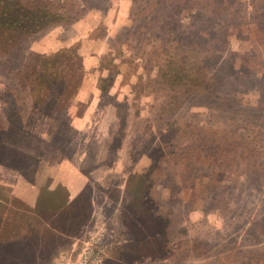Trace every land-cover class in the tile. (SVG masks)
I'll return each mask as SVG.
<instances>
[{"label":"rangeland","instance_id":"obj_1","mask_svg":"<svg viewBox=\"0 0 264 264\" xmlns=\"http://www.w3.org/2000/svg\"><path fill=\"white\" fill-rule=\"evenodd\" d=\"M42 1L0 0V264H264V0Z\"/></svg>","mask_w":264,"mask_h":264},{"label":"trees","instance_id":"obj_2","mask_svg":"<svg viewBox=\"0 0 264 264\" xmlns=\"http://www.w3.org/2000/svg\"><path fill=\"white\" fill-rule=\"evenodd\" d=\"M2 1V0H1ZM8 2L13 1L16 4L18 3H22V5H26V7L31 8L33 10H38L40 12L45 13L46 15L48 14V16H50V19L55 20L54 18H52L53 16H58V20H62L65 19L67 17V8L66 6L63 5H59L57 3H53L50 1H42V0H6ZM11 24V23H10ZM147 32H142V34H146ZM168 48L171 51L169 52V54L166 56V64H167V68L170 69H175L178 68L182 69L184 71H186L187 73L193 71L191 69V66L193 65L192 62H189L185 56L184 53L187 50L185 47L181 46L180 44H178L177 42L171 43L169 45H165L164 43H160V49L163 48ZM195 70L198 69V66H194ZM158 69V67H157ZM42 74V73H41ZM168 89V88H166ZM39 91V87L37 89L34 90V94H32V96L37 95ZM168 98V96H167ZM169 100H163L162 101V105L165 104L166 102H168ZM166 144L164 145L165 148L167 149V151H170L172 156H175V154L177 153V150H175V147L177 145H174L173 147H171L170 143L168 142V140H166ZM182 148V152L183 154L189 151V147L190 144L188 142H186L185 144L181 145Z\"/></svg>","mask_w":264,"mask_h":264}]
</instances>
